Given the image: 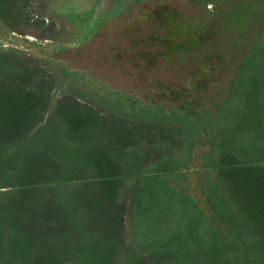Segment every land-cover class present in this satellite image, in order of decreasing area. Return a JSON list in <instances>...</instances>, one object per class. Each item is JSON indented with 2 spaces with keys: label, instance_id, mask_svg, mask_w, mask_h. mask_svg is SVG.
<instances>
[{
  "label": "trees",
  "instance_id": "trees-1",
  "mask_svg": "<svg viewBox=\"0 0 264 264\" xmlns=\"http://www.w3.org/2000/svg\"><path fill=\"white\" fill-rule=\"evenodd\" d=\"M27 3L0 0L2 25H27ZM55 83L0 52V264H264V47L208 119L207 186L235 237L169 186L197 141L191 121L111 116L68 95L49 111Z\"/></svg>",
  "mask_w": 264,
  "mask_h": 264
},
{
  "label": "rangeland",
  "instance_id": "rangeland-1",
  "mask_svg": "<svg viewBox=\"0 0 264 264\" xmlns=\"http://www.w3.org/2000/svg\"><path fill=\"white\" fill-rule=\"evenodd\" d=\"M27 2L29 21L19 31L0 22V52L54 76L49 111L68 95L111 116L188 119L197 141L169 186L197 204L213 234L237 236L207 186L208 119L242 63L264 47V0Z\"/></svg>",
  "mask_w": 264,
  "mask_h": 264
}]
</instances>
